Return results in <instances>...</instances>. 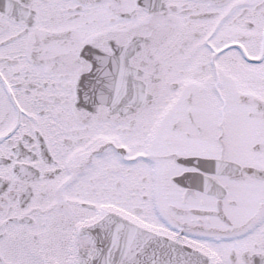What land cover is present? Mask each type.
Here are the masks:
<instances>
[{
	"label": "snow or ice",
	"instance_id": "snow-or-ice-1",
	"mask_svg": "<svg viewBox=\"0 0 264 264\" xmlns=\"http://www.w3.org/2000/svg\"><path fill=\"white\" fill-rule=\"evenodd\" d=\"M0 264H264V0H0Z\"/></svg>",
	"mask_w": 264,
	"mask_h": 264
}]
</instances>
